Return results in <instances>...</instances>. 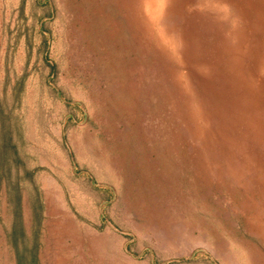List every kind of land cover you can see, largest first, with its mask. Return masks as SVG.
I'll list each match as a JSON object with an SVG mask.
<instances>
[{"label":"rangeland","instance_id":"1","mask_svg":"<svg viewBox=\"0 0 264 264\" xmlns=\"http://www.w3.org/2000/svg\"><path fill=\"white\" fill-rule=\"evenodd\" d=\"M0 264H264V0H0Z\"/></svg>","mask_w":264,"mask_h":264}]
</instances>
